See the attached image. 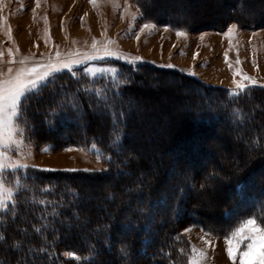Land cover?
<instances>
[{"label":"trees","instance_id":"trees-1","mask_svg":"<svg viewBox=\"0 0 264 264\" xmlns=\"http://www.w3.org/2000/svg\"><path fill=\"white\" fill-rule=\"evenodd\" d=\"M133 1L143 20L193 33L223 31L231 22L248 29L264 27V9L251 16L244 10L245 5L254 7L255 0H204L220 1L226 8L223 16L211 21L207 13L201 18L196 6L195 16L178 17L172 0ZM116 63L120 72L114 78H91L78 69L73 70L75 76L71 71L57 73L43 98L24 106L20 123L36 145L48 144L57 150L95 144L109 159L101 172L28 167L8 175V183L16 187L15 207L10 203L1 215L0 264H187L181 249L188 250L192 244L181 233L182 226L199 225L224 237L239 220L264 215V178L260 176L264 170V88L233 95L175 68L150 62ZM153 74L169 78V83L149 85ZM171 86L190 89L178 93L176 100L201 101L203 110L183 112L191 118L184 117L185 128L140 143L131 132L132 124L150 117L146 113L142 118L131 106L145 105L146 96L157 97L171 91ZM164 125L167 128L170 121ZM209 134L227 138V147H238L230 161L218 154L219 147L202 141ZM147 145L161 156L152 158L156 166L152 181L136 185L133 179L143 176L151 160L150 155H137ZM214 153L218 157L211 158ZM196 161L199 165L192 167L190 175L180 170L187 182L174 180L169 194L165 187L169 171ZM215 182L220 183L218 188L211 186ZM123 188L124 194L117 197L116 191ZM147 188L160 197L144 199ZM213 189L221 202L218 211L205 209L199 201L200 195ZM92 196H98L102 204L98 206ZM126 199H141L144 206L130 212V222L120 221L128 211L121 203ZM214 216L218 221L212 220ZM132 256L139 257L138 263L132 262Z\"/></svg>","mask_w":264,"mask_h":264},{"label":"rangeland","instance_id":"rangeland-1","mask_svg":"<svg viewBox=\"0 0 264 264\" xmlns=\"http://www.w3.org/2000/svg\"><path fill=\"white\" fill-rule=\"evenodd\" d=\"M172 2H175L173 4L174 14L178 17L195 16L194 6L198 7V13H202L200 14L201 18L204 13H207L206 19H209V21L218 16H223L226 12V8L220 5V1L205 3L204 0H172ZM116 4L119 7H116ZM209 7L213 10H209ZM262 9H264V0H255L254 7L251 8L245 5L244 8L250 16ZM134 15L137 17L135 20L132 19ZM145 23L156 25V29H144L141 31V27ZM232 24H236V22H231L228 27ZM9 26L12 30L11 39H9L7 34ZM228 27L223 31L205 30L195 33L182 29L187 35L178 37L176 32L181 29L175 31L173 29L176 28L171 26L143 20L141 10L133 0H97L96 6H93L89 0H40L38 7L36 0H0V53H3L0 56V71L6 73L9 67L18 68L20 66L18 61L22 57H34L35 61H43L49 55L55 57L57 51L62 54V59L72 58L69 54L77 51L80 53H92V45L95 40L100 42L97 44L98 48H102L108 41H112V43L107 44V47L124 58L117 59L115 56H110L102 60H89L86 64H80L73 68V70L78 69L83 72L86 67L117 69V74L115 75L111 72L102 74L84 72L91 78H114L120 72L116 62L124 61L130 63L131 61V63L150 62L159 67H166V65L171 64L174 67L168 68H175L185 74L194 76L207 85L223 87L233 92L238 91L233 82V73L237 70H241L242 73L253 77L258 82L257 85L249 86L245 90L264 85V27L248 29L238 25V31L230 36H225L224 33ZM165 29L168 30L166 31ZM137 36H139V39H137ZM17 47L19 48L18 53L16 52ZM9 49H12V56L8 53ZM135 57H141L142 60L136 61ZM237 59H239L240 63L236 62ZM13 60H15V63H13ZM230 64L231 68L229 67ZM63 71L69 70L64 69ZM172 78L171 80H173ZM235 80L240 81L241 76H236ZM163 81L168 82L169 78L166 80L159 79L156 74H153L152 78L148 79L149 85L155 87L165 84ZM244 83L248 82L245 81ZM170 89L171 91L162 92L154 98L149 99L146 96L145 100L148 102L145 105L139 102L131 106L136 113L139 111V115L142 118L146 113L150 117L149 121L141 120L140 122L139 118L132 124L133 130L131 129V132L135 134V139L140 141V143L146 139L161 138L166 133L185 128L188 124L185 118L187 120L191 118L188 114V117L183 116L182 113L189 111L201 112L203 110V106L200 104L201 101H190L186 98L182 101L176 100L175 96L178 93L188 92L190 89L177 88L175 86ZM166 104L167 106H165ZM166 121H170V126L164 128ZM19 124L23 128L20 118ZM155 130H157L156 135H154ZM224 131L227 132V130ZM228 136L231 137V133H228ZM120 139L121 137H119ZM225 139L209 134L207 139L202 141L219 147L218 154H221L224 160L230 161V154L238 150V147H227V140ZM23 141L27 145L22 150L25 155L21 157L15 151L12 155L14 158L20 159L22 163L28 164L29 167L46 170L79 169L97 172L107 169L106 162L109 156L97 147L95 151L92 146L88 148L68 146L53 150L48 144L39 146L33 143L26 134L25 129ZM81 149L83 150L81 151ZM29 152L30 155L27 154ZM145 154L150 155L151 160L148 167L143 170V176L139 175L133 179L136 185H148L152 181V175L156 168L152 158L161 156L150 145L142 146L138 149V156ZM218 154L214 153L211 158L218 157ZM98 156L99 159L97 158ZM251 156L252 154H247V157L250 158ZM196 165H199L197 161L194 165L184 163L169 171L168 183L165 184L169 194L173 189L172 183L174 180L179 179L182 183L187 182L186 176L179 174L180 170L183 168L185 175H190L193 173L191 171L192 167H196ZM16 170L9 169L3 174L5 182L15 190L16 187L8 183V175ZM200 171L203 176H206L204 169L201 168ZM260 176L264 178V170H262ZM118 177V174L113 177L109 181V186L113 185ZM219 185V182L211 184L212 187L215 186L216 188ZM149 189L145 190L144 199L160 197L159 194ZM214 189L200 195L199 201H202L205 209L218 211L221 202L214 195ZM124 192L125 188L117 190V197L122 196ZM91 199L97 200L98 196H92ZM140 200L133 199L130 201L126 199L121 202L122 205L127 207L128 211L124 213L120 221L130 222V212L133 209L140 210L144 208L140 204ZM96 202H98L96 203L98 206L102 204V200H97ZM148 208L149 206L146 207V209ZM4 210L0 209V220ZM212 220L218 221V216H214ZM180 229L181 233L192 245L207 253L202 264H232L225 250L224 237L216 236L199 225L182 226ZM186 229H191V231L186 232ZM205 233H208V235L205 236ZM138 259V256L134 258L132 256V262H137ZM104 263L106 262L104 261Z\"/></svg>","mask_w":264,"mask_h":264},{"label":"snow or ice","instance_id":"snow-or-ice-1","mask_svg":"<svg viewBox=\"0 0 264 264\" xmlns=\"http://www.w3.org/2000/svg\"><path fill=\"white\" fill-rule=\"evenodd\" d=\"M89 2L93 6L97 4V0H89ZM39 3L40 0H36L37 7ZM115 6L119 7L118 4ZM136 18L135 15L132 17L133 20ZM144 29L155 30L156 25L145 23L142 25L141 31ZM165 30L167 31L168 29ZM236 31H238V25L232 24L224 35L230 36ZM11 32L12 30L9 26L7 31L9 39L12 38ZM176 35L183 37L187 33L177 31ZM137 39H139V36H137ZM99 43L95 40L93 41L92 53H80L77 51L69 54L72 58L62 59V54L57 51L55 57L49 55L43 61H35L34 57H22L18 61L20 65L18 68L9 67L6 73L0 71V209L6 210L10 202L15 207L16 190L5 182L3 174L9 169L16 170L29 167L28 164L22 163L20 159L14 158L12 155L15 151L22 157L25 155L22 150L27 147L23 141L24 129L19 124V118L25 110L24 106L33 99H42L49 86L55 82L56 74L64 69H68L75 76L76 73L73 68L80 64H86L89 60H102L110 56H115L117 59L124 58L107 47V44L112 43V41H108L102 48L97 47ZM16 52H19L18 47ZM8 53L12 56V49H9ZM2 55L3 53H0V56ZM134 59L136 61L142 60L141 57H135ZM30 61L33 62L30 63ZM236 62L240 63L239 59ZM13 63H15V60H13ZM166 67L174 66L169 64ZM229 67L231 68V64ZM84 72L92 74L111 72L115 75L117 74V69L86 67ZM238 75L241 76L240 81L235 80ZM233 77V82L236 89H238L237 92L232 93L233 95H240L246 88L255 86L258 83L253 77L242 73L241 70L235 71ZM245 81L248 83H244ZM259 86L264 88V85ZM96 147L95 144H92L94 151ZM27 154L30 155V152ZM97 158L99 159V156ZM17 183L19 182L17 181ZM36 231L39 232L40 230L36 229ZM185 231L190 232L191 229H186ZM207 235L208 233H205V236ZM2 240H4V236L0 235V241ZM205 242L210 243L209 241ZM224 243L227 256L232 261V264H264V215L254 214L251 217L239 220L237 225L224 236ZM181 252L187 257V264H202V261L207 256V253L197 249L195 245H191L188 250L181 249ZM65 255L76 260L81 259V257L76 256L72 252L65 253Z\"/></svg>","mask_w":264,"mask_h":264},{"label":"bare ground","instance_id":"bare-ground-1","mask_svg":"<svg viewBox=\"0 0 264 264\" xmlns=\"http://www.w3.org/2000/svg\"><path fill=\"white\" fill-rule=\"evenodd\" d=\"M206 3V2H205ZM208 5V4H207ZM211 6V5H210ZM207 7V6H206ZM197 9V8H196ZM205 9H207V8H205ZM203 10H204V8H203ZM199 11H200V9H199ZM201 12H202V9H201ZM199 14H202V13H199ZM169 28V27H168ZM173 30H178V29H173ZM180 31H183L182 29L180 30ZM189 33V32H188ZM190 35V34H189Z\"/></svg>","mask_w":264,"mask_h":264}]
</instances>
